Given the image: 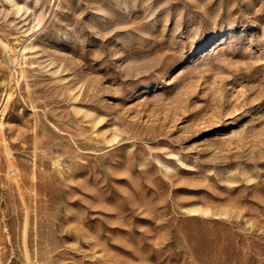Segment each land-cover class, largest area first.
I'll use <instances>...</instances> for the list:
<instances>
[{"label":"rangeland","instance_id":"374dc122","mask_svg":"<svg viewBox=\"0 0 264 264\" xmlns=\"http://www.w3.org/2000/svg\"><path fill=\"white\" fill-rule=\"evenodd\" d=\"M34 1L0 0V264H264V0Z\"/></svg>","mask_w":264,"mask_h":264},{"label":"bare ground","instance_id":"6f19581e","mask_svg":"<svg viewBox=\"0 0 264 264\" xmlns=\"http://www.w3.org/2000/svg\"><path fill=\"white\" fill-rule=\"evenodd\" d=\"M15 2H16V1H15ZM15 2H14V0H10L9 3H12V4H14V5H17V10L19 11V10L21 9V7H20V5L18 6V4L15 3ZM34 2H36V0H35ZM34 2H33V3H34ZM27 4H28V3H27ZM27 4H26V5H27ZM10 5H11V4H10ZM22 8H23V7H22ZM27 9H28V8H27ZM14 10H15V9H14ZM21 10H22V9H21ZM1 41H2V40H1ZM7 93H8V92H7ZM6 96H7V95H6ZM10 96H11V93H8V97H7V98L9 99ZM3 104H4V103H3ZM4 110H5V107H3V109H1V114L4 113ZM5 140H6V138H5ZM5 140H4V141H5ZM6 150H7V149H6ZM7 152H8V151H7ZM60 171H61V170H60Z\"/></svg>","mask_w":264,"mask_h":264}]
</instances>
